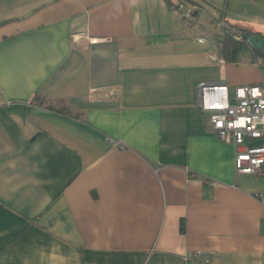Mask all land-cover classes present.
<instances>
[{
    "label": "crops",
    "instance_id": "1",
    "mask_svg": "<svg viewBox=\"0 0 264 264\" xmlns=\"http://www.w3.org/2000/svg\"><path fill=\"white\" fill-rule=\"evenodd\" d=\"M222 24L264 0H0V264H262L264 175L197 103L264 86Z\"/></svg>",
    "mask_w": 264,
    "mask_h": 264
},
{
    "label": "built area",
    "instance_id": "2",
    "mask_svg": "<svg viewBox=\"0 0 264 264\" xmlns=\"http://www.w3.org/2000/svg\"><path fill=\"white\" fill-rule=\"evenodd\" d=\"M177 8L189 20L196 6L179 1ZM237 38L241 40L240 36ZM91 92L94 94L97 90L93 88ZM196 95L201 111L209 114L213 131L234 146L236 171L264 175V86L239 85L234 89V101L231 102L224 82L204 81L198 83ZM254 140L259 142L248 143Z\"/></svg>",
    "mask_w": 264,
    "mask_h": 264
},
{
    "label": "trees",
    "instance_id": "3",
    "mask_svg": "<svg viewBox=\"0 0 264 264\" xmlns=\"http://www.w3.org/2000/svg\"><path fill=\"white\" fill-rule=\"evenodd\" d=\"M221 32L220 53L224 59L234 60L240 51L247 50L254 58L264 61V48L258 49L249 41V37L255 33L224 24L221 25ZM238 36L241 37V40L237 38Z\"/></svg>",
    "mask_w": 264,
    "mask_h": 264
},
{
    "label": "water",
    "instance_id": "4",
    "mask_svg": "<svg viewBox=\"0 0 264 264\" xmlns=\"http://www.w3.org/2000/svg\"><path fill=\"white\" fill-rule=\"evenodd\" d=\"M249 41L253 46L258 49L264 48V37H261L257 34H253L249 37Z\"/></svg>",
    "mask_w": 264,
    "mask_h": 264
},
{
    "label": "rangeland",
    "instance_id": "5",
    "mask_svg": "<svg viewBox=\"0 0 264 264\" xmlns=\"http://www.w3.org/2000/svg\"><path fill=\"white\" fill-rule=\"evenodd\" d=\"M222 58V57H221ZM223 59V58H222ZM224 60V59H223Z\"/></svg>",
    "mask_w": 264,
    "mask_h": 264
}]
</instances>
